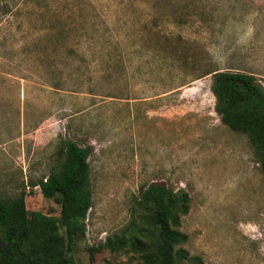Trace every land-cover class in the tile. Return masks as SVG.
I'll return each instance as SVG.
<instances>
[{
    "label": "rangeland",
    "instance_id": "obj_1",
    "mask_svg": "<svg viewBox=\"0 0 264 264\" xmlns=\"http://www.w3.org/2000/svg\"><path fill=\"white\" fill-rule=\"evenodd\" d=\"M217 72L264 88V0H0V199L64 235L37 184L71 141L91 193L72 264H142L120 242L152 241L151 183L189 196L172 226L189 257L264 264V172L216 111Z\"/></svg>",
    "mask_w": 264,
    "mask_h": 264
},
{
    "label": "trees",
    "instance_id": "obj_2",
    "mask_svg": "<svg viewBox=\"0 0 264 264\" xmlns=\"http://www.w3.org/2000/svg\"><path fill=\"white\" fill-rule=\"evenodd\" d=\"M212 90L221 121L251 138L264 172V88L251 76L217 72L213 74ZM62 150L57 167L37 186L45 199L60 198L64 235L58 234L52 218L40 212L28 216L24 194L10 201L0 199V264H72L69 254L75 235L84 234V221L91 207L89 151L71 141H65ZM140 202L151 210L153 239L146 243L135 236L120 244L139 254L142 264H202L198 257H189L177 248L187 237L172 228L178 224V214L187 212L189 196L163 183H151L141 193ZM115 246L110 244L112 250Z\"/></svg>",
    "mask_w": 264,
    "mask_h": 264
}]
</instances>
